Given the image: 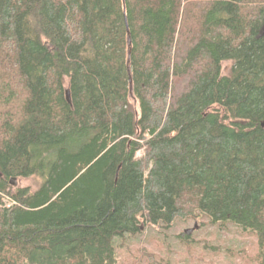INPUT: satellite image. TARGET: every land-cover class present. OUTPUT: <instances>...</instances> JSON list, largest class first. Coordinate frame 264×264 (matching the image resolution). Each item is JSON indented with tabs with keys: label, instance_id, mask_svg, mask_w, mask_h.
<instances>
[{
	"label": "trees",
	"instance_id": "16d2710c",
	"mask_svg": "<svg viewBox=\"0 0 264 264\" xmlns=\"http://www.w3.org/2000/svg\"><path fill=\"white\" fill-rule=\"evenodd\" d=\"M204 219L264 264V0H0V264Z\"/></svg>",
	"mask_w": 264,
	"mask_h": 264
},
{
	"label": "rangeland",
	"instance_id": "374dc122",
	"mask_svg": "<svg viewBox=\"0 0 264 264\" xmlns=\"http://www.w3.org/2000/svg\"><path fill=\"white\" fill-rule=\"evenodd\" d=\"M230 65L225 62V73ZM141 155L140 152L138 156ZM13 183L38 187V180L33 178L17 179ZM204 221H192L170 231L148 225L142 235L125 241L119 255L123 260H130L147 249L169 264H249L248 258L256 251L253 237L232 224H228V230H220Z\"/></svg>",
	"mask_w": 264,
	"mask_h": 264
},
{
	"label": "water",
	"instance_id": "95a60500",
	"mask_svg": "<svg viewBox=\"0 0 264 264\" xmlns=\"http://www.w3.org/2000/svg\"><path fill=\"white\" fill-rule=\"evenodd\" d=\"M66 96H67V100H68V102H71V97H70V92H69V90L66 91Z\"/></svg>",
	"mask_w": 264,
	"mask_h": 264
}]
</instances>
